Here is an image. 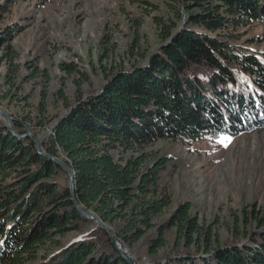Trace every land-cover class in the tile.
Segmentation results:
<instances>
[{"label":"trees","instance_id":"trees-1","mask_svg":"<svg viewBox=\"0 0 264 264\" xmlns=\"http://www.w3.org/2000/svg\"><path fill=\"white\" fill-rule=\"evenodd\" d=\"M166 2L172 17H153L160 42L147 59L105 68L99 89L66 102L42 148L74 171L86 212L128 248L145 241L147 263L264 264V232H235L214 245L188 200L158 223L171 205L160 183L170 157L142 150L157 140L189 145L264 128V51L253 47L259 36L242 38L249 26L264 25V0ZM18 28L6 26L4 39ZM17 57L9 42L0 43V66L15 73ZM61 67L73 71L70 63ZM38 109L44 111L45 96ZM23 117L13 120V131L0 117V264L35 260L43 246L60 245L71 233L79 235L37 264H128L109 233L76 209L67 172L39 153L31 136H18L31 120ZM171 229L173 250L160 255Z\"/></svg>","mask_w":264,"mask_h":264},{"label":"rangeland","instance_id":"rangeland-1","mask_svg":"<svg viewBox=\"0 0 264 264\" xmlns=\"http://www.w3.org/2000/svg\"><path fill=\"white\" fill-rule=\"evenodd\" d=\"M154 16L164 21L172 17L166 0H0V43L9 42L18 56L13 61L18 66L15 73L5 64L0 66V109L11 117V125L14 119L23 121L28 116L24 135L30 128L42 144L65 112L66 102L79 92L100 88L105 68H129L147 59L160 42ZM14 25L19 28L12 40L4 39L5 27ZM256 36L259 41L253 47L264 51L263 24L249 26L242 38ZM62 63L72 64L73 71L62 69ZM5 92H11V97L3 99ZM44 96L41 112L39 102ZM142 150L170 157L160 183L170 193L171 205L158 223L188 200L192 215L211 230L214 245L235 232L243 236L245 230L264 232V226H257L258 218H264V128L237 136L221 133L189 145L157 140ZM77 235H66L60 245L43 246L35 260L24 264H37L42 255ZM167 239V248L158 254L173 250L174 229L167 232ZM144 243L133 248L123 243L135 264H149Z\"/></svg>","mask_w":264,"mask_h":264},{"label":"water","instance_id":"water-1","mask_svg":"<svg viewBox=\"0 0 264 264\" xmlns=\"http://www.w3.org/2000/svg\"><path fill=\"white\" fill-rule=\"evenodd\" d=\"M0 115L4 118L6 124L8 126H10V129L13 131L12 125H11V117L8 114H6L5 112H3L1 109H0ZM27 130H28L27 134L31 135L33 137V139H34L37 151L39 153L45 155L46 157L51 158L52 160H54L56 163H58L67 172L68 178H69V182H70L72 200H73V203H74L76 209L78 210V212L82 216H84L86 218H89V219H92L98 226H100L101 228L105 229L109 233L111 241L113 242L114 246L116 247V249L118 250V252L122 256V258L125 259L128 264H135L134 258L131 256V254L128 253V251L125 248L124 244L115 236L113 229L109 225L104 223L101 219H99L96 215L86 212L82 208L80 203L78 202V200L76 198V195H75V191H74V171L68 166V164H66L62 160H60V159H58V158H56V157H54L52 155L47 154L42 148L41 140H39L30 131V128H28ZM18 136L22 137V136H24V134L23 135H18Z\"/></svg>","mask_w":264,"mask_h":264}]
</instances>
